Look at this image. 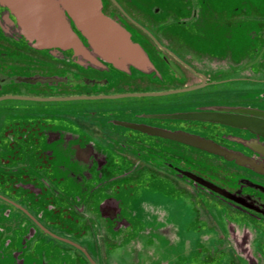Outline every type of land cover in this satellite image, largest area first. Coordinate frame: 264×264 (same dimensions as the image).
<instances>
[{"label": "flooded vegetation", "instance_id": "1", "mask_svg": "<svg viewBox=\"0 0 264 264\" xmlns=\"http://www.w3.org/2000/svg\"><path fill=\"white\" fill-rule=\"evenodd\" d=\"M102 2L145 68L0 0V264H264V0Z\"/></svg>", "mask_w": 264, "mask_h": 264}, {"label": "water", "instance_id": "2", "mask_svg": "<svg viewBox=\"0 0 264 264\" xmlns=\"http://www.w3.org/2000/svg\"><path fill=\"white\" fill-rule=\"evenodd\" d=\"M1 1L16 12L20 31H30L38 43L62 40L80 48L85 59L93 64L101 59H112L139 69L148 65L143 49L131 39L127 28L104 12L102 0ZM73 24L82 31L87 44L75 33ZM220 116L228 121H238L242 126L253 121L246 116ZM259 122L257 128L261 129Z\"/></svg>", "mask_w": 264, "mask_h": 264}]
</instances>
